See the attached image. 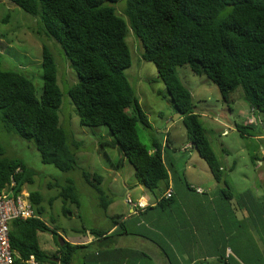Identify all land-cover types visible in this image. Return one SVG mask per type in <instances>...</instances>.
Wrapping results in <instances>:
<instances>
[{
    "label": "trees",
    "instance_id": "trees-1",
    "mask_svg": "<svg viewBox=\"0 0 264 264\" xmlns=\"http://www.w3.org/2000/svg\"><path fill=\"white\" fill-rule=\"evenodd\" d=\"M10 1L39 16L45 33L64 49L78 76L68 94L81 125L106 126L113 138L103 144L121 153L117 166L127 159L135 169L137 183L160 192V184L169 179L170 170L162 157V144L153 140L148 147L138 133V123L150 129L153 126L126 74L132 65L127 41L132 29L143 43V59L156 65L168 101L182 113L189 139L217 181L224 184L223 194L236 193L225 177L222 162L196 112L194 95L180 78L178 67L187 65L194 74L207 76L229 106L235 101L236 91L242 88L243 97L250 108H255L258 120L254 124L236 123V127L243 136L264 135V0H126L125 16L115 7L121 0ZM42 68L43 87L38 96L27 75L3 67L0 51L1 120L6 131L34 143L43 163L70 171L77 167V152L70 149L68 134L60 122L64 94L58 82L56 58L46 45ZM253 159L263 160L258 156ZM83 174L102 192L92 181L100 184V174L91 171ZM34 176L35 171L22 158L8 156L0 144V195L4 191L15 197L22 194L27 191L25 185L34 182ZM27 192L34 216L15 218L9 224L14 264H28L31 255L39 264H74L78 250L88 245L63 238L43 218L42 193ZM63 192L65 198L71 197L79 205L74 185ZM246 192L254 195L250 190ZM172 200L173 196L169 199L162 196L159 204ZM109 204L110 201H105L104 206ZM117 218L114 217V224L120 232L128 233ZM43 232H52L60 238L55 251L42 247L39 236ZM89 232L101 237L107 231Z\"/></svg>",
    "mask_w": 264,
    "mask_h": 264
},
{
    "label": "rangeland",
    "instance_id": "rangeland-1",
    "mask_svg": "<svg viewBox=\"0 0 264 264\" xmlns=\"http://www.w3.org/2000/svg\"><path fill=\"white\" fill-rule=\"evenodd\" d=\"M115 7L119 14L125 16L126 0L119 1ZM127 41L132 53V65L126 69V74L151 124L163 127L159 136L161 140L168 128L166 116L163 118L161 115V112L165 115L169 113L167 89L158 75L156 65L143 59V43L132 29L128 32ZM44 45L50 47L58 64V82L64 94L59 110L60 122L68 134L70 149L77 152V167L63 171L53 164L43 163L33 142L5 130L1 114L0 144L8 156L22 158L35 171L34 182L27 183L25 188L29 192L42 193L43 218L62 236L77 238L85 235L84 238H89L92 236L90 229L113 225L114 214L119 217L117 220L129 214L131 205L127 199L135 197V169L127 159L125 164L117 166L121 153L117 148L103 144L113 138L106 126L81 125L77 108L68 94L69 88L78 81V76L60 43L45 33L41 18L27 13L10 0H0V51L3 55V67L27 75L35 84L38 96L43 87ZM178 74L194 95L196 110L202 113L200 120L219 160L226 167L225 177L231 188L238 192L250 190L264 200V183L259 180V175L264 173L263 141L257 136L241 135L236 127V123L247 124V119L253 115L243 97L242 88L236 91L235 101L229 106L222 101L217 85L207 76L194 74L187 65L178 67ZM225 129L229 132L224 133ZM178 130L186 132L183 121L173 128V134ZM138 133L140 140L150 147L156 136L152 128L138 123ZM169 152L170 155L174 153L172 149ZM254 156L262 158V163L254 160ZM176 157L178 172L180 178H183L179 185L184 186L186 176L182 167L188 159L187 156ZM202 170H194L196 178L204 180L205 177H214L213 173L211 175ZM84 171L102 176L104 181L100 184L92 179L102 192L87 181ZM177 181L180 180H176V183ZM71 185L76 188L79 205L71 197L64 196L63 191ZM201 185L207 188L206 185ZM149 192L154 195L159 190ZM105 201L112 202L111 206L105 207ZM64 209L69 212L66 214ZM39 237L42 247L49 252H53L60 241L52 232L41 233Z\"/></svg>",
    "mask_w": 264,
    "mask_h": 264
},
{
    "label": "crops",
    "instance_id": "crops-1",
    "mask_svg": "<svg viewBox=\"0 0 264 264\" xmlns=\"http://www.w3.org/2000/svg\"><path fill=\"white\" fill-rule=\"evenodd\" d=\"M168 104L169 113L161 112L168 123L166 134L160 140L163 127L152 125V130L156 133L154 141L162 144L169 179L160 184L162 190L154 195L136 181L135 197L128 198L132 203L127 199L131 205L129 214L119 221L128 233L120 232L113 224L96 228L107 231L101 237L63 236L71 243L88 245L78 250L74 264H264V200L234 189L236 193L225 195L224 184L213 176L204 180L196 178L194 170L203 169L211 175L212 171L197 149L194 151L187 130L173 134V128L183 121V116L175 120L172 103L168 101ZM196 112L202 117V113ZM227 132L225 129L224 133ZM257 137L264 140V135ZM169 149L174 151L173 155ZM176 156L188 159L182 167L187 177L184 186L179 185L182 177ZM223 168L226 171L224 165ZM176 180L180 181L176 183ZM259 180L264 183V173L259 175ZM169 188L174 190L173 200L160 205V198ZM139 203L146 206L140 207ZM114 217L117 214L113 220Z\"/></svg>",
    "mask_w": 264,
    "mask_h": 264
},
{
    "label": "built area",
    "instance_id": "built-area-1",
    "mask_svg": "<svg viewBox=\"0 0 264 264\" xmlns=\"http://www.w3.org/2000/svg\"><path fill=\"white\" fill-rule=\"evenodd\" d=\"M253 115L247 119V123L254 124L258 120L255 108H251ZM201 191V190H200ZM174 195V190L169 188L164 196L169 199ZM132 203V199H128ZM140 207H145L139 203ZM34 216V209L29 201V193L23 191L18 196H11L6 191L0 195V264H14L15 254L11 247L9 236V224L15 218L26 219ZM28 264H39L34 255L27 261Z\"/></svg>",
    "mask_w": 264,
    "mask_h": 264
},
{
    "label": "water",
    "instance_id": "water-1",
    "mask_svg": "<svg viewBox=\"0 0 264 264\" xmlns=\"http://www.w3.org/2000/svg\"><path fill=\"white\" fill-rule=\"evenodd\" d=\"M171 109L174 112V119L175 120H176L175 117H181L182 116V113L181 112H178V111L175 112V108L171 107Z\"/></svg>",
    "mask_w": 264,
    "mask_h": 264
}]
</instances>
